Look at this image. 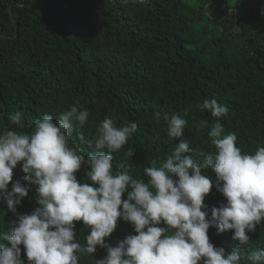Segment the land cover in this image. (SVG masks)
Here are the masks:
<instances>
[{
    "label": "trees",
    "instance_id": "16d2710c",
    "mask_svg": "<svg viewBox=\"0 0 264 264\" xmlns=\"http://www.w3.org/2000/svg\"><path fill=\"white\" fill-rule=\"evenodd\" d=\"M213 98L229 109L220 122L236 133L243 151L264 145V0H0V130L30 132L35 119L45 113L55 119L73 104L89 113L81 129L85 139L106 116L118 126L135 122L137 131L125 145L134 155L125 157L124 149L113 153V168L126 166L134 178L146 179L143 168L180 142L169 140L158 113L170 118L187 110L184 138L191 152L184 155L203 163L199 153L214 151L206 131L194 127L200 120L209 128L215 122L197 107ZM16 111L22 113V127L8 123L7 114ZM70 144L81 148L85 159L92 151L75 132ZM87 170L82 164L78 182L90 183ZM203 174L214 178L209 169ZM25 175L20 164L13 169L12 182L20 180L29 191L15 212L0 202V231L39 206L36 186ZM224 202L213 185L204 203L211 209ZM74 223V238L85 243L88 230L82 221ZM128 234H135L132 225L118 219L105 240L114 246ZM248 235L239 245L242 251L264 249V220ZM208 236L226 251L237 246L232 230L218 234L210 227ZM105 255L97 246L79 264H96Z\"/></svg>",
    "mask_w": 264,
    "mask_h": 264
},
{
    "label": "clouds",
    "instance_id": "9594fccd",
    "mask_svg": "<svg viewBox=\"0 0 264 264\" xmlns=\"http://www.w3.org/2000/svg\"><path fill=\"white\" fill-rule=\"evenodd\" d=\"M197 107L216 118L210 128L206 120L194 124L206 131L214 151L199 153L203 163L184 155L191 152L190 141L184 138L187 110L170 118L158 113L169 140L180 142L170 154L143 168L146 179L134 178L126 166L113 168V153L124 149L125 157L134 155V149L125 145L137 131L135 122L118 126L106 116L93 137L85 139L81 129L89 113L73 104L55 119L46 113L35 119L30 132L0 130V202L15 212L28 195L26 184L12 182L13 169L20 164L23 179L36 186L39 205L30 214H20L11 229L0 231V264H25L20 245L27 264H79L80 257H92L97 246L105 248L106 255L95 259L96 264H264V249L245 253L239 247L264 220V145L243 151L236 133L226 132L220 122L229 109L216 99H204ZM21 118L20 111L7 114L10 125L22 127ZM74 132L92 149L87 159L81 148L70 144ZM82 164L87 165L90 183L76 178ZM204 169L214 178L203 174ZM213 185L225 202L209 209L204 200ZM118 219L130 223L135 234L112 246L105 238L114 232ZM77 221L88 230L85 243L74 238ZM210 227L218 234L232 230L237 246L227 251L214 246Z\"/></svg>",
    "mask_w": 264,
    "mask_h": 264
}]
</instances>
